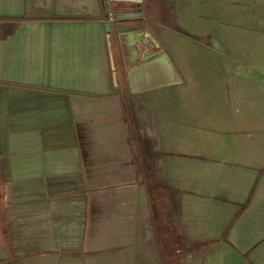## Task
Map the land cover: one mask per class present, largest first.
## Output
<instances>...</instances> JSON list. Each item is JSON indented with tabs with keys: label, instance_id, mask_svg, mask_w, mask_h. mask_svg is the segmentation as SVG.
<instances>
[{
	"label": "crops",
	"instance_id": "0c3cea01",
	"mask_svg": "<svg viewBox=\"0 0 264 264\" xmlns=\"http://www.w3.org/2000/svg\"><path fill=\"white\" fill-rule=\"evenodd\" d=\"M122 1L134 7L119 8ZM208 2L0 0V226L8 258L86 259L99 251L98 232L125 234L131 218L139 232L143 198L150 213L148 176L157 199L177 206L163 212L164 223L177 248L178 230L184 234L189 259L206 253L223 255L219 264H264V81L257 75L259 86L249 89L246 73H231L230 53L257 54L230 52L237 33L220 24L219 12L205 14ZM122 11L141 16L107 31L108 13ZM123 25L138 29L119 33ZM125 191L135 208L122 203ZM169 192L185 197L172 204ZM108 214L112 220L98 222ZM140 231L147 240L142 224ZM32 239L46 247L12 250Z\"/></svg>",
	"mask_w": 264,
	"mask_h": 264
},
{
	"label": "rangeland",
	"instance_id": "374dc122",
	"mask_svg": "<svg viewBox=\"0 0 264 264\" xmlns=\"http://www.w3.org/2000/svg\"><path fill=\"white\" fill-rule=\"evenodd\" d=\"M204 7L206 9V15L210 14L214 17V15L219 12L220 24L227 26L229 30H234L237 33L238 38L233 39L232 42L230 41L232 44L230 52L237 46L239 48L243 46L247 50L254 49L255 52L253 54H257L254 60L248 55L244 58L243 55L236 51H234L233 54L230 53V60L233 64L229 67L232 74L246 73L249 89H255L256 86H259L260 82L257 75L261 74L262 81H264V54L260 51V47H264V0H209L208 4L204 3ZM220 24L217 22V27H219ZM84 135L85 140L83 143H86L85 145L88 146V148H94L96 145L93 138L86 133ZM143 180L146 182L145 184H149L153 188V191L148 195L150 213L148 212L145 198H143V204L139 209L141 212H137L139 232L136 228L133 229L136 219L132 218L129 222H126V229H124L125 234L117 233L109 237V239H106L105 233L98 232L99 251L94 255L92 254V256H87L86 259L73 255H42L39 257L33 256L28 259L11 260L6 256L4 244L0 241V264H160L155 246H160L159 254L161 252L164 260H172L174 255L170 257H168L167 254L164 255V248L167 249V244L171 246L174 245V230L170 223H164L165 216L163 212L165 214L170 211V209H177V206H164L162 201L157 199L160 188L153 183H148L151 180L148 176L143 178L142 181ZM128 194L129 191L122 192V198H124L122 203L128 202L130 203L129 206H132L131 208H135V205L129 198L125 199ZM183 197H185L183 193L175 194L174 192H169L165 194L164 199L173 204V202L176 200L179 201L183 199ZM109 209L110 210H107L108 212H114L113 208ZM109 215L110 214L101 215L98 218V222L106 220L105 217ZM110 220H112V218H110ZM140 224L145 226L147 240H144L143 237L145 232L140 231ZM153 235L157 237L155 246L153 245ZM178 240L177 245L180 252L176 256L177 264H204L203 259L207 260V262L209 261V264L215 261L218 262V264L219 262L226 261V258L219 254L221 252L216 253L219 254V256L209 255L206 257L205 253L203 256H198L196 261L192 258L189 259L188 252L181 251L189 247V243L186 241L181 230H178ZM43 247L46 246L41 240L32 239L27 240V242L24 241V243L19 241L13 242L12 250L15 253L20 252V249L39 251L42 250ZM200 249H202L201 246ZM145 251L150 254L148 260H145V257L143 259V252ZM200 254L202 255V253Z\"/></svg>",
	"mask_w": 264,
	"mask_h": 264
},
{
	"label": "water",
	"instance_id": "95a60500",
	"mask_svg": "<svg viewBox=\"0 0 264 264\" xmlns=\"http://www.w3.org/2000/svg\"><path fill=\"white\" fill-rule=\"evenodd\" d=\"M104 2V0H102ZM130 4V6L134 7V3H129V2H125V1H122L121 3L118 4L119 8H122V6H126ZM116 14V19H117V22H123V20H126V19H131V18H137V16H141V13H134L132 11H122V12H117L115 13ZM111 24L112 22L108 20V22L106 23V27H107V31L110 32L111 30ZM138 28L135 27V26H130V25H123L122 27H119L118 28V32L119 33H123V32H128V31H135L137 30Z\"/></svg>",
	"mask_w": 264,
	"mask_h": 264
},
{
	"label": "trees",
	"instance_id": "16d2710c",
	"mask_svg": "<svg viewBox=\"0 0 264 264\" xmlns=\"http://www.w3.org/2000/svg\"><path fill=\"white\" fill-rule=\"evenodd\" d=\"M145 187H146L147 193L149 195V193H150V187H149V185H145ZM1 202L2 201H1V196H0V218L3 215V211H2V208L3 207H1ZM3 229H4V227L1 225L0 226V230H1L2 236H3V233H5L3 231ZM3 237H4V239H3L4 247H5L6 251H8V253H9V250H8L9 249V242H8V240H6V236H3ZM214 242H217V241H214ZM191 248L192 247H190L189 249H191ZM189 249L186 248V249H182L181 251L187 252ZM179 252L180 251H179V249L177 248L176 245H174V246H167V249L164 248V255L167 254L168 257H170L171 255H174V257H173L172 260L171 259H167V260L164 261V264H177V261L175 260V255H176V253H179Z\"/></svg>",
	"mask_w": 264,
	"mask_h": 264
},
{
	"label": "built area",
	"instance_id": "2783aa9c",
	"mask_svg": "<svg viewBox=\"0 0 264 264\" xmlns=\"http://www.w3.org/2000/svg\"><path fill=\"white\" fill-rule=\"evenodd\" d=\"M108 20L111 22H116L117 21L116 14L114 12H109L108 13Z\"/></svg>",
	"mask_w": 264,
	"mask_h": 264
}]
</instances>
